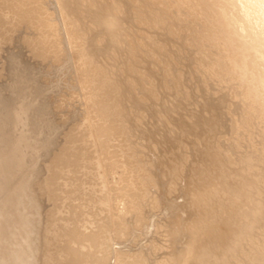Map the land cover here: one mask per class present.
Wrapping results in <instances>:
<instances>
[{
	"label": "bare ground",
	"instance_id": "6f19581e",
	"mask_svg": "<svg viewBox=\"0 0 264 264\" xmlns=\"http://www.w3.org/2000/svg\"><path fill=\"white\" fill-rule=\"evenodd\" d=\"M4 1L0 57L8 47L12 52L3 57L16 72L6 87L10 94L0 92V142L13 146L8 151L17 164L0 188V249L10 239L30 264L21 252L28 237L40 246L33 264H83L86 256L96 259L90 248L105 253H99L105 264L125 258L143 264L139 243L155 247L158 240L163 257L149 256L163 258L158 264H264V0ZM25 48L54 66L57 78L59 68V81L51 77L56 85L48 77L51 87H45L30 74L31 58L18 54ZM199 67L211 71L209 81L196 78ZM181 84L183 90L170 94ZM229 86L239 95L225 90ZM191 95L209 145L200 136L190 147L194 131L176 124ZM59 96L66 97L62 105L76 102L78 109L59 133L58 148L44 150L49 158L38 164L45 171L39 180L38 170L28 169L36 164H27L36 152L28 139L45 134L42 139L54 141L61 127L49 125V111ZM244 134L249 143L238 141ZM221 192L228 199L221 201ZM41 199L51 217L61 208L60 227L51 221L61 228L52 236L61 239V258L49 246L48 216L18 212V201L35 209ZM232 205L246 222L236 246L224 249L206 237Z\"/></svg>",
	"mask_w": 264,
	"mask_h": 264
},
{
	"label": "rangeland",
	"instance_id": "374dc122",
	"mask_svg": "<svg viewBox=\"0 0 264 264\" xmlns=\"http://www.w3.org/2000/svg\"><path fill=\"white\" fill-rule=\"evenodd\" d=\"M5 3L6 1H4V0H0V6H1V4H2V6H3V3ZM6 4V3H5ZM195 26H198V25H195ZM197 28V27H196ZM208 30V29H207ZM20 33H22V34H19V36H21V35H24L23 34V32H20ZM183 35H186V34H183ZM182 35V36H183ZM16 38H18V37H16ZM44 38V41H46V39H45V36L43 37ZM43 38L42 37H40L39 39L40 40H42L43 41ZM182 39H185V36L184 37H182ZM196 48H197V45H196ZM23 50H26V52L25 51H23ZM9 51V52H8ZM20 51H22L23 52V54L22 53H20ZM19 52H18V54H19V56L21 57V59L24 61H27V62H30V60H28L29 58H31V62H30V64H29V67H28V70H30L29 72H30V74L31 75H33V76H37V74H38V76H40L39 77V79L41 80V81H43V83L45 82V84H47L45 87H51V84H48L49 83V80L50 79H52L51 77H55V78H57V76H56V74L54 73V66H53V68H52V65H50L48 62H45V61H41V60H37L36 58V56L35 55H32V53L27 49V48H25V49H22V50H20ZM10 52H12V51H10V49H8V47H7V49H5L3 52H2V55H1V57H0V81L2 82H0V86H1V84H3V87L1 86L0 88L3 90V88H4V91H5V93H4V91H1V89H0V92L1 93H3V94H6V90L8 91V94H10V91H9V89H7L6 87H8L9 86V81H10V85H12L11 84V82H12V80H13V78H14V73L16 72H14L13 70L14 69H10V64L6 61L7 60V56L4 58L3 56L4 55H6V54H9ZM30 54V55H29ZM35 54V53H34ZM208 55V58L210 59V60H214L215 58H216V53L213 51V50H208V53H207ZM10 55V54H9ZM26 55V56H25ZM25 56V57H24ZM22 57H24V58H22ZM29 57V58H28ZM35 57V58H34ZM44 62L46 63V64H48V65H46L45 64V67H44ZM38 64V65H37ZM30 65H32V66H30ZM35 66H36V68H35ZM6 67H9L8 68V70L9 71H7L6 69ZM38 67V68H37ZM44 67V68H43ZM41 68V69H40ZM43 68V69H42ZM52 70H51V69ZM58 68V67H57ZM46 69H47V71H46ZM195 70H196V78L198 79V80H200V81H205V80H207L208 79V81H209V79H210V77H211V71H207V70H205V69H203V67H199V68H194ZM37 70H40V71H38V72H36ZM56 70H59V68L58 69H56V67H55V72H59V75H58V78L60 77V75H61V73H60V71H56ZM152 70H155V67H152ZM194 70V71H195ZM6 71V72H5ZM43 71H44V73H43ZM46 71V72H45ZM52 71V72H51ZM9 72V73H8ZM13 72V73H12ZM34 72V73H33ZM35 72H36V74H35ZM39 72L41 73L40 75H39ZM8 73V74H7ZM46 73V74H45ZM47 73H48V75H47ZM10 74H12L13 76H11ZM47 75V76H46ZM55 75V76H54ZM45 77V78H44ZM50 79H49V78ZM54 78V79H55ZM58 78H57V80H58ZM160 78H162V75H160ZM37 80H38V77L36 78ZM54 79H52L53 81H55V82H53L52 80V86H54V85H56V81L57 80H54ZM47 80V81H46ZM59 81V80H58ZM7 82V86L6 85H4L5 83ZM58 83V82H57ZM230 88V86L228 87V88H226L225 90H228ZM178 90V89H180V90H183V85L181 84V86L180 85H173V87H172V89H171V93L170 94H173V92L175 91V90ZM34 91H36L37 93H38V91H39V93H41L40 92V90H37V87H36V85H35V88H34ZM49 91V94L51 93V94H53L52 92H50L51 90H48ZM167 92L166 91V89H162V92ZM229 91V93H232V94H237V95H239V91L238 90H235V91H233V89L232 88H230V90H228ZM180 92V91H179ZM61 93V92H60ZM178 93V92H177ZM183 93H184V91H183ZM22 94H19V95H17V100H18V96H19V101L17 102V100H16V102L17 103H19V102H21L22 101V96H21ZM175 96V95H174ZM53 97V96H52ZM201 97V96H200ZM60 98V100H58ZM66 98V97H65ZM64 97H58V99L56 98V100H55V103H54V107L52 106V108L50 109V111H49V115H51L52 117H50V123H49V125H51L52 127L54 126V127H56V126H58V127H61L60 128V130H57L56 132L59 134H61L62 135V133L65 131L64 129H66L67 128V126L66 125H68L69 123L68 122H71L72 120L70 119V121H68L67 122V119L69 120V118L71 117V115H73V114H71L72 112H73V110H75L74 109V107H76V106H78L77 104H76V102H73V103H67L66 104V106H65V104H63L62 105V101H64V99H65ZM196 98V96H190L189 97V101H188V104L186 105L187 106V108H183V110L179 113V115H178V118L176 119V124H180V125H186V124H188L189 125V127H191L192 128V130L194 131L193 132V136H192V138L190 139V141H189V144H190V147L191 146H193L194 144H195V142H197V140H198V138L200 137V136H202V137H204L205 139H206V144L207 145H209L210 143H211V139L209 138V137H207V136H204V131H203V129L202 128H200L199 126H198V123H199V119H197L196 117H195V110L192 108L194 105H195V99ZM201 98H206V96H203V97H201ZM21 100V101H20ZM62 100V101H61ZM57 101H58V103L60 102L61 103V105H62V107H61V105H59L58 103H57ZM194 101V102H193ZM75 103V104H74ZM193 103V104H192ZM43 104H45V102L43 103ZM55 105H57V107H59V108H55ZM59 105V106H58ZM72 105H73V107H72ZM44 106V105H43ZM77 108V107H76ZM65 109H67V110H65ZM78 109V108H77ZM241 108H238V110L239 111H241L240 110ZM57 110H58V112H57ZM64 110V111H63ZM70 110V111H69ZM52 111H53V114H50V113H52ZM56 111V112H55ZM54 112H55V116H57V118L54 116ZM70 114H69V113ZM58 113V114H57ZM61 113V114H60ZM69 115H68V114ZM60 115V116H59ZM59 116V117H58ZM61 116H63L62 118H61ZM83 116V115H82ZM65 117V119H63ZM55 118V119H54ZM62 120H61V119ZM58 119V121H56ZM63 121V122H62ZM54 122V123H53ZM59 122V123H58ZM55 123H58L57 125L55 124ZM47 124V123H46ZM45 123H43L42 125H46ZM65 126V127H64ZM0 131L2 132H0L1 134V137H0V139H2V137H3V133H4V130L3 129H1L0 128ZM56 134V133H55ZM53 135L51 138L53 139L54 137H55V139L56 140H58L57 138H59L60 140H58V141H56L55 139H54V141H52V140H47V139H42V138H46V135L45 134H39V135H34V136H32L31 138H29L28 140V142H29V144H30V141H32L31 143V145H33V146H36V152H35V154H33V156L35 155L36 156V158H34L33 156H31V157H33V158H31L32 160H27V164H29V163H31V164H34L35 163V161H36V164H34V167H33V165H32V167H30L29 165H31V164H29L28 166H29V170H32V169H34V172H33V175H35V172H37L36 170H38V172L39 173H37V175L35 176V177H39L40 176V178H38L39 180H41V179H43L44 178V176L43 175H45V173L43 174V167H41V166H39L38 164L40 163V161L43 163V165H44V163H46L45 161H46V159L45 158H47V160H48V156H46L45 157V153H44V150L45 149H47V148H52V150H53V148H54V146H55V148H54V150L56 149V148H58V147H56V146H58L59 144H60V142H61V138H62V136L59 134H56V135ZM257 134H258V132H257ZM47 136H48V131H47ZM57 136V137H56ZM175 135H172L171 137H174ZM34 137V138H33ZM247 138H249V136H247V135H243V136H241L239 139H238V141H240V142H243L244 144H245V142L246 143H249V141H248V139ZM45 140V141H44ZM235 138L234 137H230V144L231 143H233V142H235ZM57 142H58V144H57ZM84 141H82V143H80L81 145H84V143H83ZM1 144H0V151H1V154L4 156V159H3V161H4V163H2V161L0 162L1 164H0V173L2 174H0V181H1V184H0V188L2 189V187H3V182H5L6 181V179L7 178H10V174H11V171L13 172V171H15V169H16V164H14V162L12 161V160H10V154L9 153H11V152H9V151H12L11 149L13 148V146H11V145H9L8 147L6 146L7 144H4V143H2V142H0ZM242 143V144H243ZM256 143H258V144H260V143H262V141L261 140H256ZM47 145V146H46ZM5 147L4 149L2 148V147ZM29 146V145H28ZM39 146V147H38ZM228 147V149H230V147L229 146H227ZM2 148V149H1ZM7 149V150H6ZM8 149H9V151H8ZM5 150V151H4ZM13 150H15V147H14V149ZM8 151V152H7ZM7 153V154H6ZM43 153V154H42ZM8 155V156H7ZM5 156H6V158H5ZM44 158V159H43ZM250 158V156H248V158L247 159H249ZM36 159V160H35ZM35 160V161H34ZM45 160V161H44ZM11 161V162H10ZM31 161H33V162H31ZM6 163V164H5ZM42 163L40 164V165H42ZM5 165V167H3ZM11 165V166H10ZM15 167H14V166ZM36 165H38V166H36ZM42 165V166H43ZM252 166H257V164H254V165H252ZM14 168V169H13ZM36 168V169H35ZM39 168H40V170H39ZM8 169H12L11 171L10 170H8ZM27 168H26V170L27 171H29ZM83 169H85V171H83ZM7 170H8V172H7ZM43 170V171H42ZM122 171V169H119L118 171L121 173V171ZM33 171V170H32ZM41 171V172H40ZM145 171H147V170H145ZM9 172H10V174H9ZM45 172V171H44ZM83 172V174H81ZM84 172H86V174L88 173V170H87V168H82V170H81V172L79 173V175H80V177H83V175H84V177H85V173ZM41 176H43V177H41ZM4 179H3V178ZM37 179V180H38ZM61 180H59L57 183L58 184H61V182H60ZM56 186V185H55ZM60 187V186H59ZM60 189H61V187H60ZM1 191V190H0ZM81 196H85V194L83 193V195H81ZM221 198H222V200L221 201H225L226 199H228V195H226L225 194V192H221ZM48 200V199H47ZM43 201H45V200H43ZM83 202H85L86 203V201H84V199L82 200ZM40 202H42V199H41V201ZM0 203H1V201H0ZM45 203V204H44ZM87 203H88V200H87ZM44 204V205H43ZM234 204V203H233ZM41 205L42 206H40V205H38V207H37V205H36V207L37 208H33V207H35L34 205H25L24 203H22V202H20V201H18L17 202V206H18V212L20 213L21 212V214H25V215H31V216H34V217H36V218H40V219H42L44 216H48V219L46 220V221H44V222H46L45 223V226H47V227H49V231H48V233L47 234H50V235H48V236H50L51 237V240L49 241V246L51 247V246H53V252H56L57 253V255H59V258H61V256H62V254H61V256H60V253H62V250H61V239H59L58 238V240H57V238H55V239H53V234L55 233V232H59V234L61 235V228H57V229H54L55 227H54V225H53V223H51V221H57V223H58V227H60V225H61V208L59 209V212H58V214L56 213L55 215H52V217H51V214H50V207H45V205H46V202H42L41 203ZM97 205V204H96ZM66 206L67 205H64L63 206V211L65 212L66 211ZM98 206V205H97ZM233 207L232 208H230V209H228L226 212H225V214H224V218H225V220L221 223V225L219 226V227H217L216 229H214V231L212 232V234H210V235H208L207 237H206V240L209 242V243H211L212 245L214 244V245H219V246H221V247H223L224 249L225 248H227V249H231V248H233V247H235L236 246V244H237V242L240 240V236H239V233H240V229L238 228V227H240V225H242V223L243 222H246V220L245 219H243V218H239L238 219V215L236 214V212L233 210V208L235 207V205H232ZM2 205L0 204V211H3V210H1L2 209ZM95 207V206H94ZM89 208L90 209V211L89 210H87L88 211V213H92L93 211L94 212H96V208H98V207H95V208ZM32 208H33V210H32ZM39 208V209H38ZM91 209H93V210H91ZM20 210V211H19ZM43 210V211H42ZM31 211H32V213H31ZM29 212V213H28ZM45 213V214H44ZM204 213H207L206 211L204 212ZM42 214V215H41ZM62 214H64V217H66V214L65 213H62ZM0 215H2V213L0 212ZM56 217V218H55ZM86 217V216H85ZM59 218V219H58ZM60 221V222H59ZM94 221H96V218H94ZM52 225H53V228H52ZM132 229H134V228H136V227H132V225L130 226ZM129 227V228H130ZM130 228V229H131ZM51 229V230H50ZM55 231V232H54ZM52 232V233H51ZM63 232V231H62ZM141 237H143L142 235H140ZM139 235L137 236L136 234L134 235V237H139V239L141 240V239H143V238H146L145 236L143 237V238H141ZM147 236V235H146ZM28 238V237H27ZM25 239L24 240V247L26 246L27 247V249L26 248H24V247H22V249H21V252L22 253H25L26 252V254L28 255V259H29V261H30V264H33L34 263V260H35V255L37 254V252L40 250V246L39 245H37L36 243H34V241H33V239L31 238V239ZM53 239V240H52ZM157 241V243H155ZM154 240L153 242H154V244H156V249H155V247H153V245H151V242H149L148 241V243H150V244H148L147 243V241L145 240V241H139L140 243L139 244H141L140 245V247L143 249H141L142 250V254H140L141 256H143V257H145L144 259H146V260H142L143 261V264H149L151 261H152V264L154 263V264H158V262L160 261V259H163V258H160V257H158V256H161V253H159L160 251H161V249H159L160 248V245L158 244L160 241H158V240ZM10 242V243H9ZM69 242H70V240H69ZM2 243V245H3V248L2 249H0V264H29L27 261H25L24 259H23V257L20 255V253H19V251L14 247V242L13 241H11L10 239H6V241H4V242H1ZM7 245H6V244ZM131 243H133V242H131ZM55 244V245H54ZM32 245V246H31ZM35 245V246H34ZM128 245H132V244H129V242L125 245L126 247H123V249H125V251L123 250V252H124V255H123V257H125L127 254H128V250L126 249V248H128L127 246ZM150 245V246H149ZM69 247H71V248H74V246H73V244H70V246ZM144 247H150L149 248V250H148V252H146V250H144V249H146V248H144ZM88 249V248H87ZM25 252H24V251ZM37 250V251H36ZM91 250H93V248H90L89 249V251H90V253H92L95 257H96V259H92V258H89L88 259V256H86L87 257V259H85L84 260V262H83V264H91L92 262V264H99V263H101V264H105V255L103 256V258H102V256L100 255V254H105L104 252H102L101 251V253H100V251H98V253H96L97 251L94 249L92 252H91ZM99 250H100V248H99ZM157 250L159 251V252H157ZM88 250H86V252H87ZM88 251V252H89ZM29 252V253H28ZM126 252V253H125ZM144 252H145V254L147 255V257L145 256V254H144ZM33 253V254H32ZM100 253V254H99ZM157 253H159V255L158 256H154V257H151V259L152 260H149V256H153V255H151V254H154V255H157ZM97 254H99V256H97ZM101 256V257H100ZM85 257V258H86ZM98 257H100V261L99 260H97L98 259ZM158 257V258H157ZM161 257H163V256H161ZM102 258V259H101ZM148 258V259H147ZM154 258H157L155 261H154ZM159 259V260H158ZM87 260H88V262H87ZM91 260V261H90ZM95 260L97 261V262H95ZM124 260V259H123ZM99 261V262H98ZM105 261V262H104ZM133 260H131V258H125V261H121V264H123V263H127V264H130V262H132ZM87 262V263H86ZM91 262V263H90ZM110 264H116L117 262H114V260H111L110 262H109ZM133 263V262H132ZM59 264H61V263H59ZM73 264H74V261H73ZM151 264V263H150Z\"/></svg>",
	"mask_w": 264,
	"mask_h": 264
}]
</instances>
